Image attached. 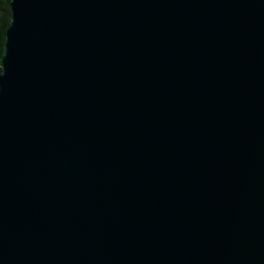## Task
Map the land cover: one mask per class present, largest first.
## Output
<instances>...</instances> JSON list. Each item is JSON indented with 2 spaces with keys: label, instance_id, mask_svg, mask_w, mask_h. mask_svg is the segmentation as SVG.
I'll return each mask as SVG.
<instances>
[{
  "label": "water",
  "instance_id": "95a60500",
  "mask_svg": "<svg viewBox=\"0 0 264 264\" xmlns=\"http://www.w3.org/2000/svg\"><path fill=\"white\" fill-rule=\"evenodd\" d=\"M0 264H264V0H10Z\"/></svg>",
  "mask_w": 264,
  "mask_h": 264
},
{
  "label": "trees",
  "instance_id": "16d2710c",
  "mask_svg": "<svg viewBox=\"0 0 264 264\" xmlns=\"http://www.w3.org/2000/svg\"><path fill=\"white\" fill-rule=\"evenodd\" d=\"M12 19L10 0H0V72L2 70L1 59L4 53L7 28Z\"/></svg>",
  "mask_w": 264,
  "mask_h": 264
}]
</instances>
